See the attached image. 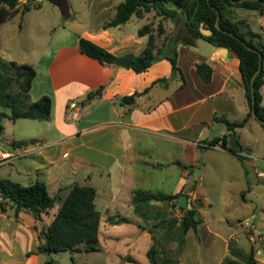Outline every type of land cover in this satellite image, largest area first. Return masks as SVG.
<instances>
[{"label":"crops","instance_id":"0c3cea01","mask_svg":"<svg viewBox=\"0 0 264 264\" xmlns=\"http://www.w3.org/2000/svg\"><path fill=\"white\" fill-rule=\"evenodd\" d=\"M39 1V7L25 13L22 10L26 4L20 1L19 12L2 25L0 54L5 44L4 61L34 67L37 76L30 91L31 101L48 96L53 108L48 120L28 119L40 123L34 124L39 127L35 135L8 143L9 147H13L14 142L28 145L13 147L21 154L19 159L13 161L17 166L16 174L8 173L0 180H11L23 186L42 181L51 196L61 189H64L65 196L74 185H88L96 188L98 198L99 189L94 183L103 184L105 188L107 185L110 197L99 210V247L101 251L109 250L111 243L131 236L135 240H129L126 245L130 247L128 257L134 262H129L142 264L134 253L141 251L139 244L144 240L147 243L143 252L148 258L147 253L154 242L149 230L143 231L145 224L165 221L167 231L176 227L179 232V222L173 219L179 200L155 201L139 206L132 203L135 191H152L147 189L150 184L148 174L152 169L166 172L173 184L170 193L153 192L183 193L198 212L195 195L199 196L200 207H204L203 198L197 193L198 185H202L204 179L201 177L198 180L197 174H217L221 171L218 163L199 162V149L220 150L231 155L240 163L247 183L254 172L259 177L263 176L261 171H257L255 163H243L225 148L207 146L210 140L227 134H238V140L240 130L256 120L251 119L235 133L230 132L225 123L214 120L215 117H225L230 122H240L249 112L240 59L229 49L217 47L203 39L196 40L194 46L180 44L178 66L182 75H177L167 85H154L155 81L172 76V64L168 59H161L147 71L136 73L132 68L103 65L83 54L79 48L80 38H86L116 57L128 53L139 55L147 46L148 37L140 36L139 30L147 25L148 14L144 17L133 16L122 25L107 28L105 25L114 19L116 7L123 0H81L76 8L85 9L83 14L91 20L86 27L73 28L63 22L60 10H45L41 6L42 0ZM67 2L70 16L75 15L72 0ZM242 20L264 38V14L252 11L249 17ZM78 21L75 19V22ZM48 35L51 43L46 45ZM199 63H206L212 68L209 83L197 72ZM101 85H106L103 95L90 104H83L87 94ZM146 89L149 91L139 96L134 105H121L124 96ZM261 92L264 107V86ZM73 103L77 104L75 110L79 114L76 121L67 117ZM214 129H217L214 137H205L206 131ZM147 140L157 145L153 146ZM33 141L35 143L31 144ZM168 144L171 146L166 149ZM241 147L242 154L250 157L243 144ZM246 192L242 194L244 201ZM0 201H3L2 197ZM4 202L6 211L0 212V257L16 255L25 236L37 239L38 247L41 224H51L60 209V204L56 205L48 214L43 213L39 221L27 211L16 214L12 202ZM199 216L202 218L200 212ZM118 217H126L129 223H109V218ZM167 220L175 221L176 225L168 224ZM202 220L197 231L190 230L184 237L180 235L181 257L186 259V264H222L229 255V242L234 240L238 244V239L233 233L225 235L214 230ZM124 226H132L133 229L123 235L113 233L116 228L124 229ZM36 250L26 254L25 264H41V254L35 253ZM166 253L161 251V254ZM116 254L121 262L125 253ZM181 257L175 261L167 258V264H182ZM148 261L146 264H151L149 258Z\"/></svg>","mask_w":264,"mask_h":264},{"label":"trees","instance_id":"16d2710c","mask_svg":"<svg viewBox=\"0 0 264 264\" xmlns=\"http://www.w3.org/2000/svg\"><path fill=\"white\" fill-rule=\"evenodd\" d=\"M52 4L59 7L64 17L70 16L69 5L64 4L62 0H50ZM20 0H0V31L4 23L12 19L19 12ZM32 7L25 5L22 12L31 10ZM233 9H244L258 11L264 14V0H123L116 7L114 19L108 22L105 27H116L128 22L133 16L144 17L147 13L155 14L164 19L178 21L183 19L185 31L192 38V41L185 40L179 35L174 34L163 42L162 46L157 45V38L152 33L150 25H145L139 30L140 36H147V46L141 54L134 58L132 69L136 73L147 71L154 63L161 59H168L172 64V76L162 78L154 82L155 84H168L177 75H182L178 66V46H194L198 39H203L217 47L229 49L240 59V70L243 76V84L246 89V97L249 104V112L240 122H230L225 117H215L214 120L226 124L229 131L235 133L236 129L243 128L251 119H255L252 114V91L251 82L254 74L259 69L260 54L263 56V67L261 72L255 78L254 86L256 90V113L264 120L263 95L261 92L264 86V38L262 34L249 29L246 32L240 31V23H246L245 20L236 19ZM218 14L220 16V29L216 27ZM210 29L212 35L205 36L201 29ZM162 26L159 28V34H163ZM249 47L253 48L250 49ZM79 48L83 54L97 59L101 64L115 65L116 56L86 38H80ZM197 72L202 79L209 83L212 79V68L206 63L197 64ZM37 76L33 66L29 64H19L14 61H4L0 58V106L8 108L9 114L0 113V117L9 118L12 121L18 119L30 120H48L51 117L53 103L50 97L44 96L37 101H31L30 91L32 83ZM185 82V80L183 81ZM106 85L90 91L87 94L83 104H90L100 98ZM135 92L132 95L121 98V105H134L139 96L147 93ZM264 128V125H262ZM3 130L0 123V133ZM231 134L224 135L222 138H214L207 143L208 147L216 146L219 141L223 142V148L235 154L239 160L245 163V156L242 154L243 148L231 150L228 140ZM35 143L34 141L31 144ZM28 143L14 142L15 148H22ZM250 191V182H248ZM64 189H61L55 196H51L47 185L42 181L23 186L20 183L11 180H0V212L6 211L4 201L12 202L15 213L27 211L35 219L41 221L42 214H48L51 209L60 204V209L54 220L48 226L42 227L40 232V244L35 253L51 254L64 251L74 252H100L98 244L99 226L101 213L96 205L97 190L88 185H74L68 189L64 196ZM183 193L176 195L165 194L162 192L137 190L133 194L132 203L135 206L155 202L178 201ZM244 195V193H243ZM178 205L175 204V206ZM184 216L179 222V232L184 237L190 230L197 231L203 223L202 218L196 208L185 209ZM111 225H121L129 223L126 217L109 218ZM165 221L158 223L163 227ZM168 224H173L167 220ZM146 231V228H142ZM153 235V230H149ZM182 242V240H181ZM84 248H81V246ZM264 254V242L262 248ZM160 251L155 244L149 249L147 255L151 264L158 263V254ZM134 262V260H131ZM256 251L251 248L248 252L242 250L236 241L229 242V255L222 264H258Z\"/></svg>","mask_w":264,"mask_h":264},{"label":"rangeland","instance_id":"374dc122","mask_svg":"<svg viewBox=\"0 0 264 264\" xmlns=\"http://www.w3.org/2000/svg\"><path fill=\"white\" fill-rule=\"evenodd\" d=\"M81 0H72L73 8L76 9V13L73 16L64 17L59 7H54L50 0H42L41 6L45 10H54V12H61V18L63 22L68 25H72L73 28H83L89 25L91 18L84 15L85 9L76 8L81 4ZM236 19L242 20L249 17L252 11H246L242 9H233ZM33 14V13H32ZM148 14V25L152 28V33L157 38V45L162 46L166 38L177 34L181 38L192 41V38L186 33L183 19L173 21L171 19H164L155 14V12ZM246 15V17H245ZM78 19V22H75ZM136 21L137 19L134 18ZM250 20V19H249ZM21 25H23L21 23ZM253 25V24H252ZM162 26L164 29L163 34H159V28ZM47 43H51L50 36H47ZM3 52L0 54V58L3 60L5 53V44L3 45ZM0 113L9 114L10 110L0 106ZM40 124L38 122H32L28 119H18L12 121L5 117L2 123L3 132L0 134V147L3 149L9 148V142L15 140L19 141L24 137L35 135L38 132ZM238 141L243 144L244 149L250 152V157H246V162H252L256 164L257 171L263 173L262 177H259L256 172L249 177L250 191L248 190V183L244 178L243 169L238 161L231 155L224 153L220 150L214 149H199L198 161L199 162H214L221 165V171L217 174L208 173L205 175L203 172L197 174L198 180L202 177L204 179L202 185H198L197 193L203 198L204 207L199 205V196L195 195V205L199 207V212L202 218L216 231L225 235L229 233L235 234L238 239V245L242 250L248 252L251 248L256 251L258 258V264H264V256L262 255V248L264 242V129L262 125L254 120L252 125H249L240 130ZM217 129L213 131H206L205 137L212 138L216 135ZM238 135V134H237ZM149 144L156 146L153 141L147 140ZM162 146V145H161ZM170 144L165 148L169 149ZM205 147V145H203ZM16 163L3 164L0 167V177H7L8 173L12 175L16 174ZM150 178V184L147 189L152 191H164L170 193L172 190V181L164 171H156L154 169L148 174ZM28 184V182H24ZM99 189V195L97 198V206L101 211L104 203L108 202L110 193L107 191L103 184L99 185L94 183ZM197 182L195 181V189ZM246 192V201L243 199V192ZM190 196V194H189ZM194 197V196H193ZM173 219L178 220L177 217ZM109 220V219H108ZM45 224H41V227ZM147 230H153L154 242L157 249L160 251L158 254V263L167 264V258L176 260L182 255V243L180 233L176 227H172L169 231L165 226L160 227L155 221L147 223L144 226ZM133 229L132 226H124V229H118L113 231L115 235H123L125 232H129ZM42 230V228H41ZM41 232V231H40ZM40 239V233H39ZM135 238L131 236L122 237L120 240L111 243L109 250L100 252H74L64 251L51 254H41V264H132L129 260H132L128 256V249L126 245L129 240ZM41 242V240H39ZM147 242L142 240L139 244L141 251L132 252L137 259L142 263H149L146 254L143 252ZM40 244V243H39ZM37 239L25 236L22 242V246L17 249L16 255L8 254L0 257V264H25L27 260L26 254L34 252L37 248ZM22 248V249H21ZM81 248H84L82 245ZM161 251H166V254H161ZM119 252L123 255L122 261H119V257L116 254ZM182 264H186V259L181 257ZM139 264V263H138Z\"/></svg>","mask_w":264,"mask_h":264},{"label":"water","instance_id":"95a60500","mask_svg":"<svg viewBox=\"0 0 264 264\" xmlns=\"http://www.w3.org/2000/svg\"><path fill=\"white\" fill-rule=\"evenodd\" d=\"M64 4H68L67 0H62ZM241 1H245V0H241ZM220 16L218 14V19H217V23H216V27L218 29H220ZM240 31L241 32H246L248 31L250 28L246 23H240ZM201 32L203 35L205 36H210L212 35L213 31L210 29H205L202 28ZM250 49H253L251 47H249ZM227 49V48H226ZM254 50V49H253ZM134 58L135 55L133 53H128L122 56H119L116 58L115 60V65L120 66L122 68L125 69H131L133 66V62H134ZM263 67V56L260 54V61H259V69L258 71L254 74L253 78H252V82H251V91H252V114L254 116V118L256 120H258V122L262 125H264V120L262 118H260L257 113H256V90H255V86H254V82H255V78L257 77V75L261 72ZM0 123H2V118L0 117ZM229 145L231 150H239L241 148V144L238 142L237 140V135L236 134H232L230 136L229 139ZM179 205L182 208L185 209H192L193 208V204L188 200V196L183 194L180 198H179Z\"/></svg>","mask_w":264,"mask_h":264},{"label":"built area","instance_id":"2783aa9c","mask_svg":"<svg viewBox=\"0 0 264 264\" xmlns=\"http://www.w3.org/2000/svg\"><path fill=\"white\" fill-rule=\"evenodd\" d=\"M26 5H29L30 7H39L40 1L39 0H20ZM77 107L76 103H73L71 107L68 110L67 117L70 120L76 121L79 118L78 111L75 110ZM218 148H223V142L219 141V143L215 146ZM21 157V154L16 152L15 148L9 147L8 149H3L0 147V166L9 162H13ZM181 206L178 205L177 212L175 214V217L178 218L179 221L182 220L184 216V211L180 208Z\"/></svg>","mask_w":264,"mask_h":264}]
</instances>
